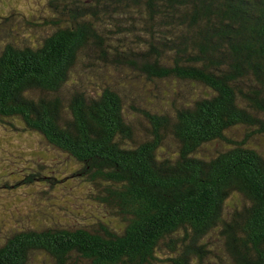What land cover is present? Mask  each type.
Returning a JSON list of instances; mask_svg holds the SVG:
<instances>
[{
	"label": "trees",
	"instance_id": "trees-1",
	"mask_svg": "<svg viewBox=\"0 0 264 264\" xmlns=\"http://www.w3.org/2000/svg\"><path fill=\"white\" fill-rule=\"evenodd\" d=\"M47 6L35 41L0 22V123L69 156L115 221L14 229L0 264H264V0ZM124 68L180 100L128 110Z\"/></svg>",
	"mask_w": 264,
	"mask_h": 264
},
{
	"label": "rangeland",
	"instance_id": "rangeland-1",
	"mask_svg": "<svg viewBox=\"0 0 264 264\" xmlns=\"http://www.w3.org/2000/svg\"><path fill=\"white\" fill-rule=\"evenodd\" d=\"M47 2L0 0V22L7 18V30L12 34L17 30L21 40H24L23 33L26 40L35 41L42 31L37 33L26 23L42 26L44 19L51 15ZM115 73L124 84L122 87L128 90L125 95L128 110L133 102L157 109L173 98L180 100V95L173 92L181 87L171 80L151 81L126 68ZM16 127L0 123V243L14 229L26 226L115 221L108 213L106 216L105 206L93 200V188L71 175L76 165L69 156L20 122ZM32 264H50V261L46 256L37 255Z\"/></svg>",
	"mask_w": 264,
	"mask_h": 264
}]
</instances>
